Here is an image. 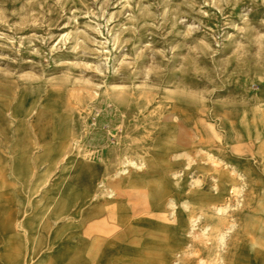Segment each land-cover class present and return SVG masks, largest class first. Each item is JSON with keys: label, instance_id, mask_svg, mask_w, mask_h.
Wrapping results in <instances>:
<instances>
[{"label": "rangeland", "instance_id": "obj_1", "mask_svg": "<svg viewBox=\"0 0 264 264\" xmlns=\"http://www.w3.org/2000/svg\"><path fill=\"white\" fill-rule=\"evenodd\" d=\"M173 168L180 200L233 177L229 246L155 207ZM77 242L81 264H264V0H0V264Z\"/></svg>", "mask_w": 264, "mask_h": 264}, {"label": "bare ground", "instance_id": "obj_2", "mask_svg": "<svg viewBox=\"0 0 264 264\" xmlns=\"http://www.w3.org/2000/svg\"><path fill=\"white\" fill-rule=\"evenodd\" d=\"M179 153H175L173 157L175 158ZM168 155L170 154H165V156ZM69 163L70 162L67 163L69 165V170H71L74 165L76 166V162L74 160L70 164ZM216 163L217 162L212 161L211 166L217 167ZM78 170L81 172V174H83L86 171L85 164L81 163ZM125 170L126 168L121 169V171ZM211 170L212 178L214 179L211 182L212 187H214L212 194L203 196V194L199 192L200 197L195 200L189 196H186L184 199L180 200V196L177 195L178 192L183 193L186 189L185 177L189 173L187 169L176 171L173 168L171 175L172 179L169 180L165 179V177L161 175L160 178H157V182L160 184V186L164 187V189H170V194L167 196L168 198L166 200L163 199L164 196L158 194L157 198L155 199V207L159 210L168 209L167 213L169 216L177 215V219L183 230H186L189 233H197L203 241H209L211 240L212 235H216L221 246L225 247L227 245L229 246L231 242L232 235L229 234L232 231L234 223H230L229 226L225 228H223V226L229 222L226 214L227 210L231 208V194L237 192V188L236 185L231 182L232 180L234 181L233 177H231L230 174H227L223 169L218 170L213 168ZM227 179L228 182L231 183L229 186L225 185V180ZM80 183L84 184L82 180H80ZM228 194H230L229 197ZM199 210H201V212ZM232 213L235 214L236 212L232 211ZM214 216L216 218L215 220L213 219ZM208 219H210V221ZM96 222H98V225L99 222L104 223L102 220ZM165 229L168 228L166 227ZM145 247L146 246H143L142 248ZM177 247L178 246H175L174 249ZM71 254H74V264L82 263L83 247L79 245L78 242L74 244L73 248L71 249Z\"/></svg>", "mask_w": 264, "mask_h": 264}]
</instances>
